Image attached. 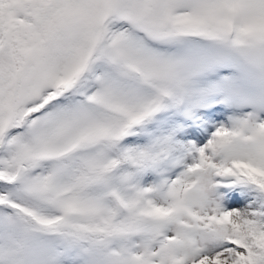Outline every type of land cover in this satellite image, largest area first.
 <instances>
[{"label":"snow or ice","instance_id":"snow-or-ice-1","mask_svg":"<svg viewBox=\"0 0 264 264\" xmlns=\"http://www.w3.org/2000/svg\"><path fill=\"white\" fill-rule=\"evenodd\" d=\"M0 264H264V0H0Z\"/></svg>","mask_w":264,"mask_h":264}]
</instances>
